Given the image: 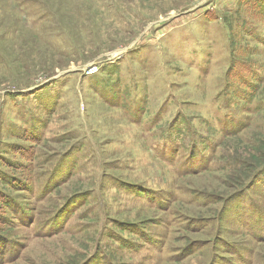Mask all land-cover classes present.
I'll return each instance as SVG.
<instances>
[{
    "label": "rangeland",
    "instance_id": "1",
    "mask_svg": "<svg viewBox=\"0 0 264 264\" xmlns=\"http://www.w3.org/2000/svg\"><path fill=\"white\" fill-rule=\"evenodd\" d=\"M0 264H264V0H0Z\"/></svg>",
    "mask_w": 264,
    "mask_h": 264
},
{
    "label": "trees",
    "instance_id": "2",
    "mask_svg": "<svg viewBox=\"0 0 264 264\" xmlns=\"http://www.w3.org/2000/svg\"><path fill=\"white\" fill-rule=\"evenodd\" d=\"M255 175V174H254Z\"/></svg>",
    "mask_w": 264,
    "mask_h": 264
}]
</instances>
